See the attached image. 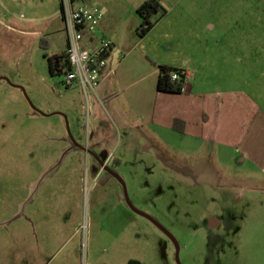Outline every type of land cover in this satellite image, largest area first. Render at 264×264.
Here are the masks:
<instances>
[{
	"label": "rangeland",
	"instance_id": "1",
	"mask_svg": "<svg viewBox=\"0 0 264 264\" xmlns=\"http://www.w3.org/2000/svg\"><path fill=\"white\" fill-rule=\"evenodd\" d=\"M137 1L90 2L126 41L140 22ZM161 4L158 31L172 33L194 67L206 62L196 77L206 91L240 88L264 110V0ZM63 35L59 0H0V264H176L170 240L127 208L114 179L97 177L68 130L121 177L136 209L173 234L181 264H264L260 167L213 143L116 124L96 96L86 103L50 74ZM210 216L221 222L214 233Z\"/></svg>",
	"mask_w": 264,
	"mask_h": 264
},
{
	"label": "crops",
	"instance_id": "2",
	"mask_svg": "<svg viewBox=\"0 0 264 264\" xmlns=\"http://www.w3.org/2000/svg\"><path fill=\"white\" fill-rule=\"evenodd\" d=\"M145 1L138 0L133 9L136 11ZM157 1L161 4V0ZM165 19L166 16L160 19L145 37L136 34L123 41L107 30L108 23L103 18L92 46L97 39L104 38L111 41L112 49L101 71L96 97L115 123L128 131L146 128L156 134L213 143L220 149L241 153L242 162H252L264 174L261 98L240 88L206 91L202 81L196 79L198 75L202 77L206 62L199 58L194 67L191 54L175 48L178 42L174 35L158 31ZM139 25L140 22L135 32ZM160 46L167 55H160ZM161 65L186 73L181 94L157 92L158 66ZM191 168L209 172V168L202 165Z\"/></svg>",
	"mask_w": 264,
	"mask_h": 264
},
{
	"label": "built area",
	"instance_id": "3",
	"mask_svg": "<svg viewBox=\"0 0 264 264\" xmlns=\"http://www.w3.org/2000/svg\"><path fill=\"white\" fill-rule=\"evenodd\" d=\"M59 14L70 68L63 75V85L67 88L78 86L89 103L96 96L101 71L112 49L111 41L104 38L97 39L92 46L104 13L90 0H59ZM181 74L186 77L184 71ZM179 78L178 72L172 73V81Z\"/></svg>",
	"mask_w": 264,
	"mask_h": 264
},
{
	"label": "trees",
	"instance_id": "4",
	"mask_svg": "<svg viewBox=\"0 0 264 264\" xmlns=\"http://www.w3.org/2000/svg\"><path fill=\"white\" fill-rule=\"evenodd\" d=\"M136 14L140 18V25L136 29V34L143 38L150 33L160 19L166 16L167 10L157 0H146L137 8ZM48 69L53 76H63L70 69L66 54L49 57ZM158 70L157 92L181 94L185 82V76L181 74L182 70L165 65L158 66ZM173 72L179 73L180 78L177 81L171 79Z\"/></svg>",
	"mask_w": 264,
	"mask_h": 264
},
{
	"label": "water",
	"instance_id": "5",
	"mask_svg": "<svg viewBox=\"0 0 264 264\" xmlns=\"http://www.w3.org/2000/svg\"><path fill=\"white\" fill-rule=\"evenodd\" d=\"M0 80L8 81L5 77L0 78ZM34 110H35L37 113H39V114H41V115H43V116H51V115H55V114H57V113H53V114H50V115H46V114H44V113L38 111L37 109H34ZM68 135H69V140H70V142H71L75 147H77V148L83 150V151L86 152V153H89V154L93 155L91 151L87 150L85 147L80 146V145H78V144L76 143V141H75L74 138L72 137V135H71V133H70L69 130H68ZM93 156L97 159L99 165L102 167L103 170H105V171L111 173V174H112V175H113V176L119 181V183H120V185H121V187H122V192H123L124 200H125L127 206L129 207V209H130L131 211H133L135 214H137V215H139V216H141V217L147 219L148 221H150L153 225H155L156 228H158L160 231H162V232H163V233H164V234H165V235H166V236H167V237L173 242V244H174V246H175V262H176V264H181L180 259H179L180 246H179V244L177 243L175 237H174L170 232H168V231H167V230H166V229H165V228H164V227H163L158 221H156L153 217H151L150 215H148V214H146V213H144V212H141V211H139L138 209H136V208L133 206V204L131 203V201L129 200V198H128V194H127V191H126V186H125L124 181H123L118 175H116L112 170H110V169L106 166V163H105L104 161L100 160L96 155H93Z\"/></svg>",
	"mask_w": 264,
	"mask_h": 264
},
{
	"label": "flooded vegetation",
	"instance_id": "6",
	"mask_svg": "<svg viewBox=\"0 0 264 264\" xmlns=\"http://www.w3.org/2000/svg\"><path fill=\"white\" fill-rule=\"evenodd\" d=\"M71 143V142H70ZM72 144V143H71ZM73 145V144H72ZM73 147H74V149H76L77 147H75L74 145H73ZM79 149V148H78ZM81 150V149H80ZM91 152H92V154L93 155H96L100 160H102V161H104L105 163H106V161L102 158V157H100V156H98L93 150H91ZM91 158H92V161L95 163V165H96V168H97V171H96V174H97V177H106V179H114L117 183H118V185L120 186V188H121V190H120V193H121V195L122 196H120V194H119V196H120V199L125 203V205L127 206V204H126V202H125V200H124V197H123V192H122V187H121V185H120V183H119V181L111 174V173H109V172H107V171H105V170H103L102 169V167L99 165V163H98V161H97V159L93 156V155H91V154H89V153H87ZM106 166H107V164H106ZM108 167V166H107ZM109 168V167H108ZM110 169V168H109ZM111 170V169H110ZM92 173H94V172H92ZM115 173V172H114ZM116 174V173H115ZM179 174H181V175H185V172L184 171H179ZM116 175H118V174H116ZM186 175H187V173H186ZM119 176V175H118ZM120 177V176H119ZM121 178V177H120ZM232 189L233 188H231V189H229V190H231L232 191ZM127 208L129 209V207L127 206ZM133 212V211H132ZM134 213V212H133ZM150 222V221H149ZM151 223V222H150ZM155 226V225H154ZM221 227V222H220V220L219 219H217L215 216H210L209 218H208V220L206 221V228L209 230V232L210 233H214L215 231H217L219 228ZM165 228V227H164ZM158 229V228H157ZM166 229V228H165ZM159 230V229H158ZM168 232H170L168 229H166ZM160 231V230H159ZM165 237H167L162 231H160ZM171 233V232H170ZM172 234V233H171ZM173 235V234H172ZM168 238V237H167ZM169 239V238H168ZM170 240V239H169ZM170 242L173 244V242L170 240ZM173 247H174V249H175V246H174V244H173Z\"/></svg>",
	"mask_w": 264,
	"mask_h": 264
}]
</instances>
